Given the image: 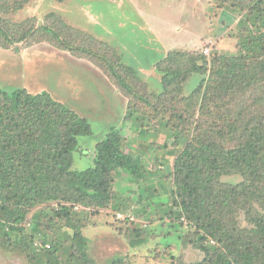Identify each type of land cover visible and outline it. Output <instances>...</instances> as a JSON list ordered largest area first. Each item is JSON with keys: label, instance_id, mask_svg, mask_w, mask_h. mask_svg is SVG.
<instances>
[{"label": "rangeland", "instance_id": "1", "mask_svg": "<svg viewBox=\"0 0 264 264\" xmlns=\"http://www.w3.org/2000/svg\"><path fill=\"white\" fill-rule=\"evenodd\" d=\"M239 5L236 0H31L9 16L17 24L30 22L55 30L63 23L119 51L138 77L123 74L124 83L136 96L119 89L96 61L79 58L42 38L29 48L0 47V89L47 93L86 119L92 133L79 138L74 170L94 166L96 145L112 128L122 131L125 152L142 162L139 176L132 177L126 171L116 174V202L108 209L90 212L65 203L69 210L65 213L59 212L56 203L39 204L27 210L25 220L16 226L22 232L6 227L7 223L12 225L17 205L5 201L0 184V222L5 226H0V264L227 262V255L218 249L226 238L234 242L231 237H209L193 218L186 216L185 222L177 219L182 206L174 168L191 142L199 148L204 139L219 149L236 145L223 138L230 135L224 129V123L232 121L228 111L236 110V105H225V100L233 96L225 98V91L217 92L208 85L205 93L198 94V105H192L188 97L201 82L205 85L209 77L211 80L209 75H192L173 100L160 98L162 75L156 65L170 50L204 55L209 49V55H204L209 65L214 57L219 58L212 77L216 78L224 75L223 68L226 72L231 68L224 59L258 54L261 45L257 42L263 32L246 24L251 7L245 5L241 11ZM202 103L208 108L201 109ZM243 179L239 175L223 177L222 181L234 187ZM243 192L235 196L241 203ZM256 207L260 209L259 204ZM19 209L17 215L26 211ZM234 222H238L233 230L238 238L243 236L241 229L253 227L244 211L234 216Z\"/></svg>", "mask_w": 264, "mask_h": 264}, {"label": "trees", "instance_id": "2", "mask_svg": "<svg viewBox=\"0 0 264 264\" xmlns=\"http://www.w3.org/2000/svg\"><path fill=\"white\" fill-rule=\"evenodd\" d=\"M30 2L0 0L1 48H29L40 38L51 41L57 48L79 58L87 56L96 61L115 79L119 89L136 96L123 77L126 73V77L138 78L135 70L126 65L119 51L107 42L63 23L55 30L30 22H12L9 16L23 10ZM236 3L240 4L241 11L246 9L245 5L251 7L246 24L263 32L257 42L261 45L258 54L224 59L231 68L227 72L223 68L224 75L216 78L212 77L217 69L215 60L219 58L214 57L209 65L204 55L190 51H170L157 63L156 70L162 75L160 98L173 100L192 75L211 76L209 82L205 85L201 82L198 90L188 97L192 105H198V94L205 93L208 85L217 92L225 91V98L233 96L230 101L234 103L225 100V105H236V110L228 111L232 121L225 122L224 129L230 135L223 138L236 145L219 149L204 139L199 148L191 142L175 163L174 182L182 206L177 219L185 222L186 216L193 218L209 237H231L234 242L227 238L220 241L218 251L228 257L227 262L221 259L220 264H264V0H236ZM108 52L111 53L109 59ZM247 59H251V64ZM206 108L208 105L202 103L201 109ZM91 133V125L85 118L47 93L32 94L25 89L9 93L0 89V184L5 191V201L17 205L13 209L12 225L6 224L10 231L22 232L16 226L25 220L27 210L48 202L56 203L59 212L65 213L69 212L65 203L88 208L90 212L104 211L116 202V174L126 171L132 177L140 175L142 159L139 162L125 152V138L116 128L97 143L94 166L84 171L74 170L73 155L78 151L79 138ZM239 175L244 178L243 182L234 187L222 181L223 177ZM238 192H243L242 203L235 199ZM19 208L26 211L17 215ZM242 211L253 227L241 229L243 236L238 238L233 234L238 222L232 224V221ZM0 226L5 228L1 222Z\"/></svg>", "mask_w": 264, "mask_h": 264}, {"label": "built area", "instance_id": "3", "mask_svg": "<svg viewBox=\"0 0 264 264\" xmlns=\"http://www.w3.org/2000/svg\"><path fill=\"white\" fill-rule=\"evenodd\" d=\"M209 53H210V50H209V49H207V50L204 52V55H206V56H207V55H209ZM120 218H122V216H121V215H119V219H120Z\"/></svg>", "mask_w": 264, "mask_h": 264}, {"label": "crops", "instance_id": "4", "mask_svg": "<svg viewBox=\"0 0 264 264\" xmlns=\"http://www.w3.org/2000/svg\"><path fill=\"white\" fill-rule=\"evenodd\" d=\"M173 50H174V49H173ZM170 51H172V50H170ZM170 51H168L167 54H168Z\"/></svg>", "mask_w": 264, "mask_h": 264}]
</instances>
